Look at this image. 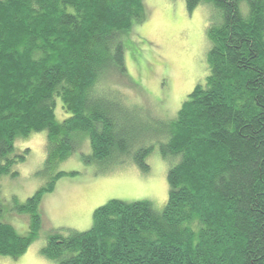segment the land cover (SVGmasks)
<instances>
[{"label": "trees", "instance_id": "obj_1", "mask_svg": "<svg viewBox=\"0 0 264 264\" xmlns=\"http://www.w3.org/2000/svg\"><path fill=\"white\" fill-rule=\"evenodd\" d=\"M184 3L211 10L208 74L159 146L163 159H178L164 208L111 200L89 230L46 238L51 264H264V0ZM146 17L144 0H0V178L17 176L28 152L16 154L15 142L34 133L46 136L43 172L77 150L83 158L84 142L86 160L149 171L151 148H134L139 128L102 102L107 77L125 72L123 39ZM62 176L12 209L29 217L25 236L0 223V257L26 253L41 200Z\"/></svg>", "mask_w": 264, "mask_h": 264}, {"label": "rangeland", "instance_id": "obj_2", "mask_svg": "<svg viewBox=\"0 0 264 264\" xmlns=\"http://www.w3.org/2000/svg\"><path fill=\"white\" fill-rule=\"evenodd\" d=\"M144 4L146 20L142 24H133L123 39L125 72L120 78L107 75L102 102L108 109L119 105L117 109L127 113L135 129L139 128L134 148H151L146 160L149 171L141 172L130 160L123 164H116L113 160L105 163L86 160L89 144L84 142L80 146L85 152L83 158L77 150L53 171L43 172L45 133H34L17 140L15 153L27 151L28 154L25 161L15 166V178H0V223L13 226L17 235L25 236L29 217L17 215L12 209L46 187L53 174L63 175L44 195L45 200H41L39 209L44 211L40 214V230L26 254L18 258L32 252L33 258L51 264L41 255L46 238L55 231L68 234L89 230L94 211L73 215L83 209L95 210L111 200H118L149 202L154 210L161 211L167 202V171L178 159H163L159 146L166 142V126L175 119L187 95L196 85L205 82L209 50L206 30L211 10L203 5L189 12L184 0H144ZM55 118L59 121L67 118L59 101ZM87 220L91 221L88 229L85 228ZM24 227L27 229L25 234ZM16 260L19 259L0 257V264H18Z\"/></svg>", "mask_w": 264, "mask_h": 264}, {"label": "crops", "instance_id": "obj_3", "mask_svg": "<svg viewBox=\"0 0 264 264\" xmlns=\"http://www.w3.org/2000/svg\"><path fill=\"white\" fill-rule=\"evenodd\" d=\"M45 199H43V201H44ZM42 201V202H43ZM42 205V204H41ZM40 210V214H41V212L42 211H44V209H39ZM92 211H94V209H83V211H79L78 213H76V214H73V215H78V214H82V213H91ZM76 218V217H75ZM74 218V219H75ZM90 220H87L86 221V225H85V228H87L88 229V227L90 226ZM27 224H25L24 226H26ZM85 228H83V229H85ZM24 229H25V232H24V234L26 233V231H27V229H26V227H24ZM21 236H24L23 234L21 235ZM26 254V253H25ZM24 254V255H25ZM34 257V255H33V253L32 252H29L26 256H24V257H22V258H17V259H19V260H16V261H19V263L18 264H44L43 262H40V260L38 259H36V258H33ZM31 258V260H27L28 258Z\"/></svg>", "mask_w": 264, "mask_h": 264}]
</instances>
